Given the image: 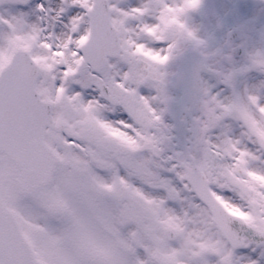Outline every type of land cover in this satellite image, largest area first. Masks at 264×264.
<instances>
[{
  "label": "snow or ice",
  "instance_id": "obj_1",
  "mask_svg": "<svg viewBox=\"0 0 264 264\" xmlns=\"http://www.w3.org/2000/svg\"><path fill=\"white\" fill-rule=\"evenodd\" d=\"M203 0H0V264H264V31Z\"/></svg>",
  "mask_w": 264,
  "mask_h": 264
},
{
  "label": "flooded vegetation",
  "instance_id": "obj_2",
  "mask_svg": "<svg viewBox=\"0 0 264 264\" xmlns=\"http://www.w3.org/2000/svg\"><path fill=\"white\" fill-rule=\"evenodd\" d=\"M238 1L239 0H224L222 8L227 12L223 19L226 28H228V30L236 29V35L238 36L236 39L237 43L241 40V30L246 31L252 39L258 40L259 33L264 31V0H247L246 3L242 4L243 11L241 13H237ZM208 5H210V0H203L202 7L204 10ZM210 9L211 7L204 11L202 15V18L209 16L207 19H197L196 11L190 14L191 22L199 26L202 37L209 36L211 31ZM228 30H222L216 35L214 48L226 47L225 37L227 36Z\"/></svg>",
  "mask_w": 264,
  "mask_h": 264
}]
</instances>
